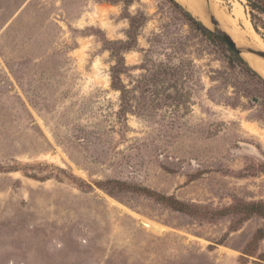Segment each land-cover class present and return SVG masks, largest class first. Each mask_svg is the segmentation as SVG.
<instances>
[{
	"label": "rangeland",
	"instance_id": "374dc122",
	"mask_svg": "<svg viewBox=\"0 0 264 264\" xmlns=\"http://www.w3.org/2000/svg\"><path fill=\"white\" fill-rule=\"evenodd\" d=\"M202 1L255 46L246 0ZM177 5L202 21L183 0H0V264H264V59L232 62Z\"/></svg>",
	"mask_w": 264,
	"mask_h": 264
},
{
	"label": "trees",
	"instance_id": "16d2710c",
	"mask_svg": "<svg viewBox=\"0 0 264 264\" xmlns=\"http://www.w3.org/2000/svg\"><path fill=\"white\" fill-rule=\"evenodd\" d=\"M249 8H250V21L256 31H258V27L261 26L264 28V0H246ZM177 4V3H176ZM179 6L181 9L182 7ZM183 10V9H182ZM185 18L190 22L192 26H194L199 32H201L205 37H207L209 40L216 42L219 45H222L226 48V50L230 53V60L232 62H235L238 65L244 66L248 68L247 62L241 57L239 53L234 51L227 43H225L222 39H220L218 36H216L204 23L197 18H195L189 11L183 10ZM254 74L255 71L251 70ZM259 77V75H257ZM260 80L264 83V80L259 77ZM138 190H142L146 192L147 194L152 195V191L149 189L144 188H138ZM159 200L165 202L167 205L172 207L175 210L178 211H185V212H192L190 209V206L187 204H184L183 202H180L174 198L166 197V196H159ZM249 212H263V204L262 203H252L245 207Z\"/></svg>",
	"mask_w": 264,
	"mask_h": 264
},
{
	"label": "bare ground",
	"instance_id": "6f19581e",
	"mask_svg": "<svg viewBox=\"0 0 264 264\" xmlns=\"http://www.w3.org/2000/svg\"><path fill=\"white\" fill-rule=\"evenodd\" d=\"M185 2L188 1V3L190 4V9L193 11L194 15H198L199 18L206 24L208 25V21L207 18H205V16H201L200 14H203V12H199L201 11V9H197L196 5L199 7H203V1L202 0H183ZM196 3V4H195ZM200 13V14H199ZM237 16V15H235ZM238 18V17H237ZM221 26L230 34V36L235 40V42L237 43V45H241L242 41L239 38V35L235 33L234 29L230 26H228L225 22L223 23L221 21V19H219ZM245 24L247 26V29H249L248 32H244L245 34H249V37H251L253 39V42L255 44V47H259L262 48L261 46V42L259 40V38L257 37V35L254 32L253 26L250 22V20L245 17ZM251 44V43H250ZM252 45V44H251ZM242 56L244 57V59L248 62V64L252 67L251 62H252V57L254 56L252 53H247V52H242ZM253 68V67H252ZM260 75L264 78V73L263 71L260 73ZM140 223H142L145 227H147L148 229H151L152 231H155L157 233H163L164 231V227L159 224L158 222L151 220L147 217H140L139 218Z\"/></svg>",
	"mask_w": 264,
	"mask_h": 264
},
{
	"label": "water",
	"instance_id": "95a60500",
	"mask_svg": "<svg viewBox=\"0 0 264 264\" xmlns=\"http://www.w3.org/2000/svg\"><path fill=\"white\" fill-rule=\"evenodd\" d=\"M207 21L208 25L204 23L216 36H218L220 39H222L225 43H227L234 51H236L239 54H242V52L247 53H253L260 58L264 59V49L250 46V45H237L235 40L230 36V34L221 26L220 21L217 19V17L211 13L207 12ZM243 147L246 149H249L250 147L246 144H242Z\"/></svg>",
	"mask_w": 264,
	"mask_h": 264
}]
</instances>
